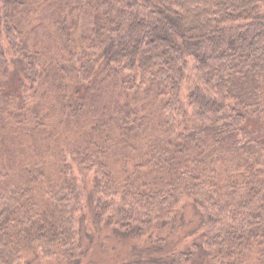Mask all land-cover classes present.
I'll list each match as a JSON object with an SVG mask.
<instances>
[{
    "label": "trees",
    "instance_id": "trees-1",
    "mask_svg": "<svg viewBox=\"0 0 264 264\" xmlns=\"http://www.w3.org/2000/svg\"><path fill=\"white\" fill-rule=\"evenodd\" d=\"M104 248L264 264V0H0V264Z\"/></svg>",
    "mask_w": 264,
    "mask_h": 264
},
{
    "label": "rangeland",
    "instance_id": "rangeland-1",
    "mask_svg": "<svg viewBox=\"0 0 264 264\" xmlns=\"http://www.w3.org/2000/svg\"><path fill=\"white\" fill-rule=\"evenodd\" d=\"M49 18H50V16H49ZM80 125V124H79ZM85 200L83 199V207L86 209V212H87V214H88V208H87V206L85 205V202H84ZM86 222V221H85ZM105 248H106V246H105ZM105 248H104V250H101V252L100 251H96V252H94V251H92V252H89V254H85V256L83 257V258H87L88 259V261H86V259L85 260H83L80 264H109L107 261L106 262H104V263H102V262H99L101 259H103V256H105L106 255V253L107 252H105ZM82 258V259H83ZM90 259H92V260H90ZM94 260V261H93ZM91 261V262H90Z\"/></svg>",
    "mask_w": 264,
    "mask_h": 264
}]
</instances>
